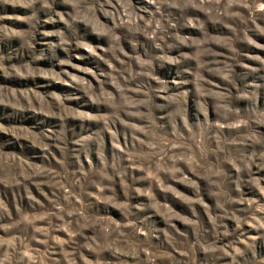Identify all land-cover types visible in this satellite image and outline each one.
Listing matches in <instances>:
<instances>
[{"label":"rangeland","instance_id":"obj_1","mask_svg":"<svg viewBox=\"0 0 264 264\" xmlns=\"http://www.w3.org/2000/svg\"><path fill=\"white\" fill-rule=\"evenodd\" d=\"M0 264H264V0H0Z\"/></svg>","mask_w":264,"mask_h":264}]
</instances>
